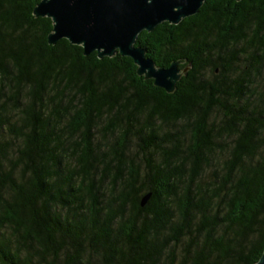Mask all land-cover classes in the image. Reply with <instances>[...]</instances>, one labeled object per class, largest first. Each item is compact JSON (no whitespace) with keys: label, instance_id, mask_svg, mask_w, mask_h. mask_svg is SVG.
Masks as SVG:
<instances>
[{"label":"trees","instance_id":"trees-1","mask_svg":"<svg viewBox=\"0 0 264 264\" xmlns=\"http://www.w3.org/2000/svg\"><path fill=\"white\" fill-rule=\"evenodd\" d=\"M40 1L0 0V264H256L264 0L141 31L156 66L180 62L172 92L128 56L50 44Z\"/></svg>","mask_w":264,"mask_h":264},{"label":"water","instance_id":"water-1","mask_svg":"<svg viewBox=\"0 0 264 264\" xmlns=\"http://www.w3.org/2000/svg\"><path fill=\"white\" fill-rule=\"evenodd\" d=\"M205 0H41L34 13L49 17L53 30L48 40L56 44L66 38L81 45L89 55L96 51L99 57L120 53L132 58L138 73L152 78L155 85L168 92L175 89L181 76L179 61L169 67H158L146 56L142 46H136L141 31H153L162 22L179 24L196 14ZM150 194L142 198L144 206ZM256 264H264V253Z\"/></svg>","mask_w":264,"mask_h":264}]
</instances>
